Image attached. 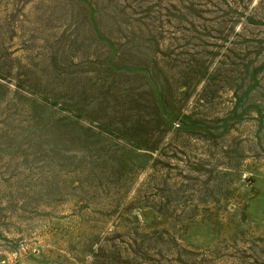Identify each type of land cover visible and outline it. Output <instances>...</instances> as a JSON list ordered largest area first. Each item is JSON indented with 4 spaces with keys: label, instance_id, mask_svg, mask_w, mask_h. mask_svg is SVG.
<instances>
[{
    "label": "rangeland",
    "instance_id": "374dc122",
    "mask_svg": "<svg viewBox=\"0 0 264 264\" xmlns=\"http://www.w3.org/2000/svg\"><path fill=\"white\" fill-rule=\"evenodd\" d=\"M0 264H264V0H0Z\"/></svg>",
    "mask_w": 264,
    "mask_h": 264
}]
</instances>
